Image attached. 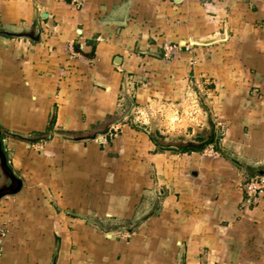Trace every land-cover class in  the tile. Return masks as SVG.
Returning a JSON list of instances; mask_svg holds the SVG:
<instances>
[{
	"label": "crops",
	"instance_id": "crops-1",
	"mask_svg": "<svg viewBox=\"0 0 264 264\" xmlns=\"http://www.w3.org/2000/svg\"><path fill=\"white\" fill-rule=\"evenodd\" d=\"M0 130V264H264V0H0Z\"/></svg>",
	"mask_w": 264,
	"mask_h": 264
},
{
	"label": "water",
	"instance_id": "water-1",
	"mask_svg": "<svg viewBox=\"0 0 264 264\" xmlns=\"http://www.w3.org/2000/svg\"><path fill=\"white\" fill-rule=\"evenodd\" d=\"M28 36L32 39L37 40V41L39 40V37L35 38L32 35H28ZM134 108H135V103L133 100H130V107L128 108V110L126 112H124L117 120H115L113 122V124L122 123L125 119H127L132 114ZM4 134H8V132H4V131L0 130V168L2 169L3 172L8 171L10 173V176H9L10 185H9V189L6 192L5 191L0 192V198H2L6 194L18 193L22 189V185H23V182L18 178L19 173L12 171L8 166L7 156L5 154V150H4V146H3V140H2V136ZM11 135H15V137L21 138V139H23L27 142H30V143H39L41 141L50 140L52 138V132H50L46 136H41V137H36V138L25 137V136H22L20 134H11ZM96 137H97V135H93V136L89 137V139H95ZM260 175H264V172H262Z\"/></svg>",
	"mask_w": 264,
	"mask_h": 264
},
{
	"label": "built area",
	"instance_id": "built-area-1",
	"mask_svg": "<svg viewBox=\"0 0 264 264\" xmlns=\"http://www.w3.org/2000/svg\"><path fill=\"white\" fill-rule=\"evenodd\" d=\"M202 1H205V0H202ZM179 48L180 47H177V46L166 47L165 55H164L165 58L169 59L174 53V51H176ZM110 131H111L112 136H117L118 132L115 127H112ZM245 191L247 195L253 199H257L258 197L263 196L264 195V175H257V176L252 177L250 181L245 184Z\"/></svg>",
	"mask_w": 264,
	"mask_h": 264
},
{
	"label": "rangeland",
	"instance_id": "rangeland-1",
	"mask_svg": "<svg viewBox=\"0 0 264 264\" xmlns=\"http://www.w3.org/2000/svg\"><path fill=\"white\" fill-rule=\"evenodd\" d=\"M157 114L156 112L154 111H148L145 118H146V121H150V119L153 121V120H156V117H157ZM162 121L164 120V118H162ZM165 121V120H164ZM194 121V120H193ZM196 121L193 122V124H195ZM181 124V120H168V124L167 123H164L163 126L164 128H166L168 131H173L174 129H177V128H180L178 127V125ZM194 138V137H193ZM1 231V230H0ZM1 236V234H0ZM2 242V241H0ZM0 248H2V246H0ZM1 250V249H0Z\"/></svg>",
	"mask_w": 264,
	"mask_h": 264
},
{
	"label": "flooded vegetation",
	"instance_id": "flooded-vegetation-1",
	"mask_svg": "<svg viewBox=\"0 0 264 264\" xmlns=\"http://www.w3.org/2000/svg\"><path fill=\"white\" fill-rule=\"evenodd\" d=\"M10 173L8 171H2V169L0 168V192L2 191H7L9 189V185H10Z\"/></svg>",
	"mask_w": 264,
	"mask_h": 264
},
{
	"label": "trees",
	"instance_id": "trees-1",
	"mask_svg": "<svg viewBox=\"0 0 264 264\" xmlns=\"http://www.w3.org/2000/svg\"><path fill=\"white\" fill-rule=\"evenodd\" d=\"M4 138V136H2V139ZM181 150V149H180Z\"/></svg>",
	"mask_w": 264,
	"mask_h": 264
}]
</instances>
